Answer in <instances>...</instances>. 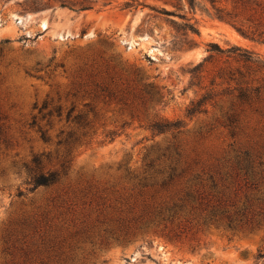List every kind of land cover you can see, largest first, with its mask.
<instances>
[{
    "label": "rangeland",
    "instance_id": "1",
    "mask_svg": "<svg viewBox=\"0 0 264 264\" xmlns=\"http://www.w3.org/2000/svg\"><path fill=\"white\" fill-rule=\"evenodd\" d=\"M91 1L0 0V264H264V0Z\"/></svg>",
    "mask_w": 264,
    "mask_h": 264
},
{
    "label": "trees",
    "instance_id": "2",
    "mask_svg": "<svg viewBox=\"0 0 264 264\" xmlns=\"http://www.w3.org/2000/svg\"><path fill=\"white\" fill-rule=\"evenodd\" d=\"M180 1V0H178ZM51 2H55V3H59L61 7H66L72 10H76L78 12L81 11H86L89 9H92V3L93 1L91 0H47V4L51 3ZM214 2V1H212ZM125 6L128 8L131 5L129 3H126ZM158 11V10H156ZM161 14L164 15H172V11H168L166 9H161L160 11H158ZM217 17L221 20H225L229 23H231L235 29L245 38L250 39L251 41L254 42H258L261 44H264V27L261 25L260 22H256V21H249L248 20V27L245 26L244 24L238 23V21L236 20L237 16H232V15H227V16H223V15H217ZM183 30L186 31V33H198V30L195 26V24L193 23H186L183 25L182 27ZM215 46V45H213ZM219 49V47H216ZM235 50H241L239 48H235ZM41 178H46V180L43 182L41 180L37 181V185H48L51 183H54L57 181L58 179V175L55 172L50 173L48 176L46 177H41Z\"/></svg>",
    "mask_w": 264,
    "mask_h": 264
}]
</instances>
